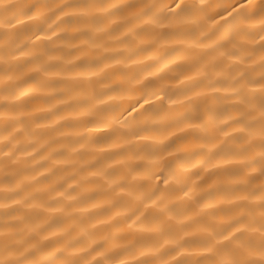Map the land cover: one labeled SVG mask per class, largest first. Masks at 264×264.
Wrapping results in <instances>:
<instances>
[{
    "label": "bare ground",
    "instance_id": "1",
    "mask_svg": "<svg viewBox=\"0 0 264 264\" xmlns=\"http://www.w3.org/2000/svg\"><path fill=\"white\" fill-rule=\"evenodd\" d=\"M0 264H264V0H0Z\"/></svg>",
    "mask_w": 264,
    "mask_h": 264
}]
</instances>
